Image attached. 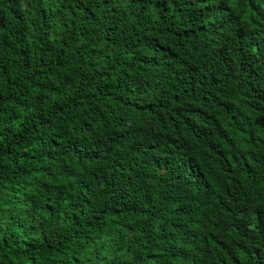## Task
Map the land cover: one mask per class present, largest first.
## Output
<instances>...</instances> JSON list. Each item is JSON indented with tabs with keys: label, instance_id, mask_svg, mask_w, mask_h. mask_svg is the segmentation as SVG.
Listing matches in <instances>:
<instances>
[{
	"label": "trees",
	"instance_id": "obj_1",
	"mask_svg": "<svg viewBox=\"0 0 264 264\" xmlns=\"http://www.w3.org/2000/svg\"><path fill=\"white\" fill-rule=\"evenodd\" d=\"M0 264H264V0H0Z\"/></svg>",
	"mask_w": 264,
	"mask_h": 264
}]
</instances>
